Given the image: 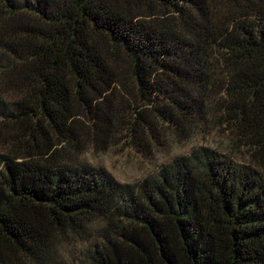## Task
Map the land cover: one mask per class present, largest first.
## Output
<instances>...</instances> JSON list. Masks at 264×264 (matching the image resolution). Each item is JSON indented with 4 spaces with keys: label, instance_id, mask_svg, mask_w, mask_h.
Segmentation results:
<instances>
[{
    "label": "trees",
    "instance_id": "1",
    "mask_svg": "<svg viewBox=\"0 0 264 264\" xmlns=\"http://www.w3.org/2000/svg\"><path fill=\"white\" fill-rule=\"evenodd\" d=\"M0 264H264V0H0ZM159 155L134 183L78 131Z\"/></svg>",
    "mask_w": 264,
    "mask_h": 264
},
{
    "label": "rangeland",
    "instance_id": "2",
    "mask_svg": "<svg viewBox=\"0 0 264 264\" xmlns=\"http://www.w3.org/2000/svg\"><path fill=\"white\" fill-rule=\"evenodd\" d=\"M3 108L0 103V112ZM79 142L82 145V152L79 158L88 161L93 166H100L123 183H134L157 168V165L170 157L185 153L188 149L198 143L216 146V138L213 135L198 134L196 140L178 142L173 140L159 155L147 159L146 156L126 150L122 145L121 138L116 135L106 139L101 133H92L85 130L78 131ZM84 240L70 239L59 247L62 258L68 264H87L84 255Z\"/></svg>",
    "mask_w": 264,
    "mask_h": 264
}]
</instances>
